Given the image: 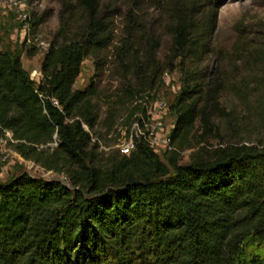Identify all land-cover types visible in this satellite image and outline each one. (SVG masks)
Masks as SVG:
<instances>
[{
    "label": "trees",
    "instance_id": "trees-1",
    "mask_svg": "<svg viewBox=\"0 0 264 264\" xmlns=\"http://www.w3.org/2000/svg\"><path fill=\"white\" fill-rule=\"evenodd\" d=\"M102 1L60 0L61 25L43 53L39 81L20 51L0 46V126L12 130L20 155L67 177L21 171L0 181V264H240L243 240L264 237V142L200 145L188 162L179 158L196 121L200 141L216 129V115L228 114L219 100L228 86L221 61L245 57L259 67L256 104L264 115V37L215 47L213 17L203 15L201 0H150L162 3L172 36L161 60L159 36L139 14L146 0H121L123 34L113 53L122 75L131 73L136 83L115 94L110 108L153 86L164 70H178L181 85L169 97L174 147L161 159L138 142L101 164L98 142L82 124L97 122L98 84L94 76L82 88L73 82L83 60L113 41ZM211 55L213 69L202 65ZM247 264H264V252Z\"/></svg>",
    "mask_w": 264,
    "mask_h": 264
},
{
    "label": "rangeland",
    "instance_id": "rangeland-1",
    "mask_svg": "<svg viewBox=\"0 0 264 264\" xmlns=\"http://www.w3.org/2000/svg\"><path fill=\"white\" fill-rule=\"evenodd\" d=\"M25 1L32 13L30 22L33 42L22 40L20 36L21 21L17 18V12L10 10L8 13H4L0 9V46L20 51L22 65L28 69L30 76L38 81L41 78L40 75H42L40 62L43 53L61 25L60 11L62 10V4L60 0ZM105 1L101 2L100 13L107 14L109 26L113 31V41L103 48L97 56L89 55L83 60L81 71L73 82V87L82 88L94 76L98 84L99 93L94 100L98 118L91 130L102 144V146L96 148V162L101 164H104L109 155L119 150L116 142L133 114L132 101L135 94L131 97H124L126 100L113 108H110L109 103L116 98L115 94L124 95L127 85L136 83L131 73H128L126 77L122 75L119 62L113 53L114 46L123 34L126 6L121 0H113L111 5L104 3ZM201 1L203 15L208 16L210 14L213 17V28L210 37H212L215 47H229L236 37H250L251 39L264 37V0ZM73 11L76 16H82L81 9L77 5L73 6ZM139 14L147 21L148 26L155 31V34L159 36L160 43L157 48V57L162 60L170 48L172 37L166 29L168 15L164 11L162 3L154 4L150 0L141 3ZM28 47H34V53L27 55L26 49ZM252 64L245 57L235 61L231 58L221 61V69L227 75L223 78L227 81L228 86L221 92L219 100L228 114L216 115L213 118L217 126L216 129L210 135H207L206 139L200 141L198 135L200 130L198 121H196L194 134L190 140L191 144L184 146L180 151V162H188L190 153L200 145H205L206 148L210 149L225 142H264V115L260 113L256 104L260 91L263 90V85L256 83L254 80V77L259 75V67ZM202 65L212 66V69L217 66L212 55L208 56L202 62ZM180 77L179 71L173 70L171 82L174 84V89L167 87L165 84L162 85V82L159 84L161 76L153 86L145 89L160 90L161 93L172 97L175 91L179 89L178 84L181 85ZM106 117H108L107 122ZM4 147L6 159L0 161V181L5 180L12 174L27 171L31 175L59 178L67 182L64 170L47 169L39 162L24 158L14 149L12 142H7ZM164 152L158 154L161 159H164ZM263 252L264 237L251 233L242 242L237 262L247 264L252 257L260 256Z\"/></svg>",
    "mask_w": 264,
    "mask_h": 264
},
{
    "label": "built area",
    "instance_id": "built-area-1",
    "mask_svg": "<svg viewBox=\"0 0 264 264\" xmlns=\"http://www.w3.org/2000/svg\"><path fill=\"white\" fill-rule=\"evenodd\" d=\"M0 9L4 13L15 10L17 18L21 21L20 36L22 40L33 42L30 22L32 13L28 9L27 2L25 0H0ZM172 79L173 71L164 70L161 75L162 85L165 84L174 89ZM179 86L180 84H178V88ZM132 105L138 108L133 112L129 123L124 126L122 134L118 137L116 146L119 151L129 153L138 142L145 143L158 154L173 148L170 134L176 115L170 108L169 96L161 93L160 90L145 89L135 95ZM82 124L90 133V141H97L98 146H102L100 139L92 132L91 128L84 122ZM15 140L10 128L0 126V161L6 159L4 145ZM56 143V139L50 142L51 145Z\"/></svg>",
    "mask_w": 264,
    "mask_h": 264
},
{
    "label": "crops",
    "instance_id": "crops-1",
    "mask_svg": "<svg viewBox=\"0 0 264 264\" xmlns=\"http://www.w3.org/2000/svg\"><path fill=\"white\" fill-rule=\"evenodd\" d=\"M41 74V73H40ZM41 76V75H40ZM38 81H39V79H38Z\"/></svg>",
    "mask_w": 264,
    "mask_h": 264
}]
</instances>
